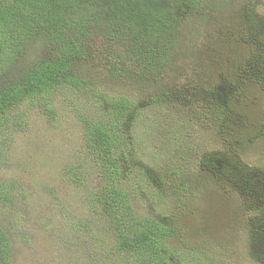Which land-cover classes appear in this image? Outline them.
<instances>
[{
  "label": "rangeland",
  "instance_id": "1",
  "mask_svg": "<svg viewBox=\"0 0 264 264\" xmlns=\"http://www.w3.org/2000/svg\"><path fill=\"white\" fill-rule=\"evenodd\" d=\"M189 25L188 44H196L197 56L203 51L205 55L200 65H184L178 88L197 79L196 73L207 88L230 84L254 114L243 119L242 126L238 122L243 127L238 137L248 141L246 159L264 167V134H256L264 124V83L254 76L236 77V60L251 55L250 28L260 29L264 40V0H207ZM41 54L37 44H30L0 81L10 82L40 61ZM90 60L80 70L97 91L112 93L116 101L127 96L138 103L121 132L118 150L122 188L138 214L167 221L177 228L181 242L199 233L216 261L200 255L197 264H263L264 257L249 240L252 201L237 193V184L224 183L220 170H209L202 161V149L195 146L205 125L194 119L190 104L172 99L150 105L151 94L135 81L115 79L103 65L105 58ZM83 101L78 99L80 107H85ZM53 106L57 111L48 117L34 104L20 105L6 115L9 121L0 132V225L11 239V264H130L133 258L127 253H133L115 247L108 221L93 211L85 194L92 186L96 189L91 181L97 175L88 163L91 156L71 95H56ZM195 128L197 137L191 136ZM211 136L205 147L217 149V137ZM80 163L86 171L76 168ZM145 168L155 176L149 181Z\"/></svg>",
  "mask_w": 264,
  "mask_h": 264
},
{
  "label": "trees",
  "instance_id": "2",
  "mask_svg": "<svg viewBox=\"0 0 264 264\" xmlns=\"http://www.w3.org/2000/svg\"><path fill=\"white\" fill-rule=\"evenodd\" d=\"M206 2L0 0V78H5L30 44H37L42 51L40 61L20 71L10 82L0 81V132L9 121L6 115L20 105L34 104L49 117L57 111L53 106L55 96L67 92L71 95L76 117L83 126L86 151L91 156L88 163L97 175L91 181L96 189L92 186L85 194L93 211L108 221L116 239L115 247L133 253H127L133 258L130 264H197L200 255L215 261L216 258L207 252L199 233L191 235L189 242L178 241L177 228L170 227L167 221L139 215L131 204L128 191L122 188L118 150L121 132L138 103L127 96L116 101L112 93L97 91L93 82L82 76L80 69L93 56L105 58L103 65L115 79L135 81L147 95L151 94L150 105L172 99L190 104L194 119L206 126L195 148L202 149V161L209 164V170H220L224 183L237 184V193L251 199L249 211L254 215L249 240L264 257V167L246 159L248 141L244 136L238 137V129H243L238 127L239 120L242 126V120L254 116L253 112L247 111L245 102L238 99L230 84L207 88L198 80V73L193 75L197 79L191 78L186 87L178 88L176 83L187 62L200 65L205 55L203 51L197 56L193 49L196 44H188V30L190 21L202 12ZM250 30L247 41L251 55L244 61L236 60L240 69L236 77L254 76L264 83V40L260 29ZM78 99L85 107L79 106ZM241 108L243 113H238ZM261 128L256 134H264V124ZM196 132L195 128L191 136L197 137ZM211 135L217 137V149L205 147L213 141ZM219 136L223 137L222 142ZM75 166L86 171L82 163ZM144 174L147 181L155 177L149 168L143 170ZM159 182L157 179V185ZM11 261V239L0 225V264Z\"/></svg>",
  "mask_w": 264,
  "mask_h": 264
}]
</instances>
